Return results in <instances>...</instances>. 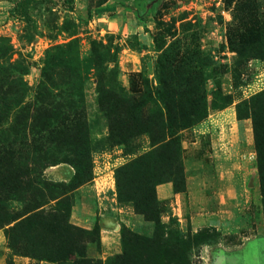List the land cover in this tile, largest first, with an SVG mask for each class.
Segmentation results:
<instances>
[{"label":"rangeland","instance_id":"obj_1","mask_svg":"<svg viewBox=\"0 0 264 264\" xmlns=\"http://www.w3.org/2000/svg\"><path fill=\"white\" fill-rule=\"evenodd\" d=\"M253 21L263 35L243 52L238 38ZM97 74L128 99L132 122L109 128L114 110L98 98ZM43 85L65 101L82 97L63 109L79 132L36 127L26 144L11 143L17 104L41 108ZM30 140L46 162L30 184L56 196L30 212L67 197V222L97 229L88 258L113 264L122 231L150 236L154 223L134 202L152 198V217L198 236L193 264H264V0H0V162ZM12 170L0 167V264H60L27 255L46 252L42 237L10 232L26 215L7 218L29 200H15L10 180L26 177Z\"/></svg>","mask_w":264,"mask_h":264},{"label":"trees","instance_id":"obj_2","mask_svg":"<svg viewBox=\"0 0 264 264\" xmlns=\"http://www.w3.org/2000/svg\"><path fill=\"white\" fill-rule=\"evenodd\" d=\"M244 2L246 3V8H250L248 7L250 2ZM242 3H238L237 6H241ZM247 13L250 18L253 17L250 12ZM252 24H255L256 29L245 30L246 34H240L238 38V44L241 45L240 49L243 52L247 49L252 50L254 47H258L257 44L261 40L260 36L263 35L261 31L262 26L256 21H253ZM241 25L246 27L243 21ZM96 77L98 98L107 105H110L114 110V116L110 118L109 121V128L116 129L121 123L132 122V118L130 117L131 113L128 110V99L126 100L125 98L119 97L111 87H109V89L106 88L102 83L100 74H97ZM39 92L40 91L36 92V94ZM43 94L45 95L38 98L42 105L39 109L35 105H31L27 102L24 104L19 103L17 104L18 106L16 105L17 108L8 123V127L12 133H14L13 142L11 143L15 144L18 142L26 144L25 142L27 141L24 139H26L28 134L34 131L37 132L38 130H34L36 127H41L43 130L62 128L64 132H66V130H71L70 132H72L73 135L79 132L80 123L77 118L74 117L71 122L70 117L64 114L63 109L65 106L71 109L78 105H82V97L79 95L76 101H65L63 100L62 89L54 86L53 90H51L48 85H43L42 95ZM44 99L48 100L43 103ZM144 104L145 103H134L131 107L133 109L139 108ZM123 114L125 115L122 116ZM166 115L168 119V134L174 138L173 135L175 133L171 123V117L169 114ZM30 145V150H18L19 152L17 151V154L14 153L9 156V158H13L14 164H11V159V162H0V167L3 169L1 173L11 171V168H13L12 172L15 170L20 171L22 176L26 177L22 182L20 180H10L14 185L16 184V188L22 193V195L17 196L15 200L24 203L29 199L28 202H26L28 204L22 214L7 218L6 221L10 222L26 215L19 219L15 225L10 226V232L20 229L19 232L22 235L25 231L27 234H35L44 239L42 242L46 247L45 253L42 252L38 254L27 252V255L54 259L60 264H66L68 261H71V264H101L100 261L88 258L85 251V242L88 240L91 241V235H94V232L97 233V229L93 227L92 230H86L74 227L67 222L70 210L67 197L63 196L59 199L55 207H50L47 210L30 212L46 204L48 199H54L56 197H52L49 191L48 196L45 194L48 189L46 182H41L40 185L30 184V176L36 173V169L44 166L46 163L43 160L45 154H39L40 151L38 150L40 148L34 145L33 140H30ZM8 154L10 155L11 153ZM177 157L178 155L175 158ZM175 166L172 182L174 189L178 191L184 188L183 172L180 163H175ZM77 174L78 173H76V176ZM260 175L262 180L263 172L262 174L260 173ZM151 199L144 204L134 202V207L147 219L153 221L152 234L147 236L129 230L122 231L121 251L113 257V264H193L191 261V251L196 243H198V236L195 234H185L177 227L164 225L159 217H152L149 212V207L152 206ZM5 234L7 237V230Z\"/></svg>","mask_w":264,"mask_h":264}]
</instances>
